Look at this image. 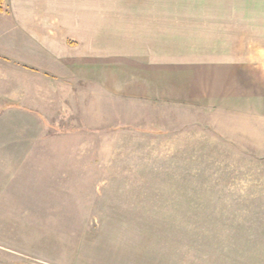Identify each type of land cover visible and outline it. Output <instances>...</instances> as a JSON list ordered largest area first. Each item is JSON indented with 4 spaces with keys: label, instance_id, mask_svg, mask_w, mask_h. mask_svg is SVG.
I'll list each match as a JSON object with an SVG mask.
<instances>
[{
    "label": "rangeland",
    "instance_id": "374dc122",
    "mask_svg": "<svg viewBox=\"0 0 264 264\" xmlns=\"http://www.w3.org/2000/svg\"><path fill=\"white\" fill-rule=\"evenodd\" d=\"M79 40L0 41V260L264 264V123L115 92Z\"/></svg>",
    "mask_w": 264,
    "mask_h": 264
},
{
    "label": "crops",
    "instance_id": "0c3cea01",
    "mask_svg": "<svg viewBox=\"0 0 264 264\" xmlns=\"http://www.w3.org/2000/svg\"><path fill=\"white\" fill-rule=\"evenodd\" d=\"M5 6L1 44L34 45L25 59H70V50L62 57L57 45L79 38L83 75L112 70L115 92L264 123V0H5ZM9 155L0 148V166ZM7 178L0 173V201L9 194Z\"/></svg>",
    "mask_w": 264,
    "mask_h": 264
},
{
    "label": "trees",
    "instance_id": "16d2710c",
    "mask_svg": "<svg viewBox=\"0 0 264 264\" xmlns=\"http://www.w3.org/2000/svg\"><path fill=\"white\" fill-rule=\"evenodd\" d=\"M2 2H3V0H0V11H2L1 9V5H2Z\"/></svg>",
    "mask_w": 264,
    "mask_h": 264
}]
</instances>
